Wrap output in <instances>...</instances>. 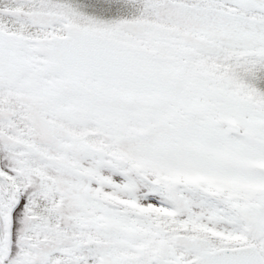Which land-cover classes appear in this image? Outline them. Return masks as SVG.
Here are the masks:
<instances>
[{
    "label": "snow or ice",
    "instance_id": "6c2138e0",
    "mask_svg": "<svg viewBox=\"0 0 264 264\" xmlns=\"http://www.w3.org/2000/svg\"><path fill=\"white\" fill-rule=\"evenodd\" d=\"M0 264H264V0H0Z\"/></svg>",
    "mask_w": 264,
    "mask_h": 264
}]
</instances>
